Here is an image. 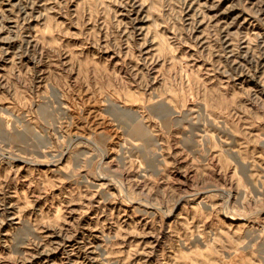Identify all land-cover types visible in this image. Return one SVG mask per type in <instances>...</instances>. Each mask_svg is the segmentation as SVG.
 <instances>
[{"label": "rangeland", "instance_id": "obj_1", "mask_svg": "<svg viewBox=\"0 0 264 264\" xmlns=\"http://www.w3.org/2000/svg\"><path fill=\"white\" fill-rule=\"evenodd\" d=\"M0 264H264V0H0Z\"/></svg>", "mask_w": 264, "mask_h": 264}]
</instances>
